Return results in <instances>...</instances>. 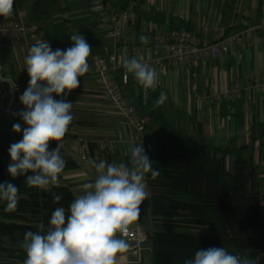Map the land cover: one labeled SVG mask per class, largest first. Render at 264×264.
Returning a JSON list of instances; mask_svg holds the SVG:
<instances>
[{"label":"crops","instance_id":"crops-1","mask_svg":"<svg viewBox=\"0 0 264 264\" xmlns=\"http://www.w3.org/2000/svg\"><path fill=\"white\" fill-rule=\"evenodd\" d=\"M83 4L79 8V15L84 16L81 26H71L72 13L75 10L73 0H14L11 17L21 12L25 21L37 23L41 38L50 43L53 51L66 50L72 45L70 36L79 33L91 45V55L115 51L118 62L121 63L125 59L133 58L129 52V44L113 41L103 13L88 0L86 8H83ZM109 4L111 8L125 10L127 18L120 21L124 32L186 25V28L210 39H219L249 25L264 22V0H113ZM54 5L60 15L56 20ZM2 19L6 18L0 17ZM31 46L33 45L17 38L0 42V75L10 78L13 84L27 83L29 76L24 61ZM145 55L149 56V53L146 52ZM156 72V88L167 96L163 104L164 116L178 130L207 144L240 148L243 155L252 157L257 174L261 212L264 214V88L255 95L228 99L216 104L202 101L206 93L220 91L237 78L247 77L264 83V27L251 30L245 47H240L226 56L203 59L196 65ZM79 79L80 86L66 97L64 94L55 97L73 103L72 122L59 142L63 144L61 155L72 162L65 165L59 183L55 186H71L74 198L82 194L85 183L94 181L97 173L91 163L93 160L127 163L130 160L128 141H141L135 139V126L126 116L101 97L94 78L84 75ZM13 84L6 82L4 88L8 94H0V130L18 142L22 139V131L26 125L15 113L24 110L19 97L26 88L17 92ZM142 88L132 75L123 89L124 96L143 124H147L146 129L155 134L158 131L156 123L147 116L137 99L136 94ZM15 123L21 125L20 133L12 131ZM79 136L96 143L89 148V158L85 161L80 160L76 153ZM141 142L144 146V139ZM233 162L234 155L226 154L225 165L229 172L232 171ZM145 183L149 196L141 205L138 221L146 228L147 234L166 230L169 227L157 220L158 216L151 212L150 189L146 177ZM173 229L205 235L213 233L204 228ZM117 235L119 238L120 234ZM128 242L131 249L134 243L130 240ZM130 249L123 255L132 259L131 264H153L152 243L148 239L143 243L139 262H134Z\"/></svg>","mask_w":264,"mask_h":264},{"label":"clouds","instance_id":"clouds-1","mask_svg":"<svg viewBox=\"0 0 264 264\" xmlns=\"http://www.w3.org/2000/svg\"><path fill=\"white\" fill-rule=\"evenodd\" d=\"M13 3L14 0H0V17L13 15ZM70 39V47L54 51L48 41L37 40L25 57L29 81L19 97L24 110L15 115L26 127L22 139L9 147L11 163L7 172L13 179L32 173L25 180L30 188L50 191V186L58 185L66 165L61 155L63 144L59 142L72 122L73 103L55 97L61 94L66 97L80 86L79 78L89 71L87 59L92 52L81 34L74 33ZM139 39L147 44L150 38L141 35ZM122 67L144 89H156L158 74L148 63L131 58L123 60ZM166 99L161 92L153 107H160ZM12 131L20 133L21 125L13 124ZM50 141L56 142L51 150ZM128 151L127 163L93 160L97 175L94 181L84 184L82 194L76 195L67 209L57 207L47 228L40 222L38 231L24 234L23 264H118L117 255L130 249V243L122 237L139 220L141 205L149 196L145 175L150 173L153 180L160 175L159 169H153V161L141 141H128ZM18 193L15 184L0 183V201L6 202L5 212L17 209ZM52 195L54 203L61 200L60 195ZM184 264H253V261L247 255L241 257L220 246L196 249L194 257Z\"/></svg>","mask_w":264,"mask_h":264},{"label":"trees","instance_id":"trees-1","mask_svg":"<svg viewBox=\"0 0 264 264\" xmlns=\"http://www.w3.org/2000/svg\"><path fill=\"white\" fill-rule=\"evenodd\" d=\"M142 89L137 99L158 130L151 134L147 124L143 126L144 148L153 169L160 172L154 180L150 173L145 175L151 212L169 227L148 233L153 264H184L196 249L220 246L232 254L247 255L253 264H264V214L252 157L243 155L240 148L207 144L178 130L164 116L163 105L153 107L160 90ZM15 142L0 130V183L15 184L20 197L13 212H5L6 202L0 201V264L23 263L24 234L38 231L40 222L47 228L52 212L60 206L67 209L74 199L71 186H52L50 191L28 187L25 180L30 172L13 179L7 168L11 163L8 150ZM87 142L89 151L96 143ZM55 147L56 142L50 141V150ZM228 153L234 155L231 172L225 165ZM53 193L61 196L58 203L53 202ZM173 227L204 228L213 233Z\"/></svg>","mask_w":264,"mask_h":264},{"label":"built area","instance_id":"built-area-1","mask_svg":"<svg viewBox=\"0 0 264 264\" xmlns=\"http://www.w3.org/2000/svg\"><path fill=\"white\" fill-rule=\"evenodd\" d=\"M89 1L103 13V17L110 27V36L113 41L129 44V52L133 58L148 63L156 71L179 69L185 65H196L203 59L226 56L240 47H245L251 30L264 27V22L258 25H249L219 39H210L184 26H174L168 29L156 27L137 32H124L120 27V21L127 18L125 10L111 8L110 4L105 3L104 0ZM141 35L150 38L147 44L140 42ZM16 38L23 39L32 45L37 40H42L38 24L25 21L21 12L15 17L0 20V42ZM146 52L149 53V56L145 55ZM87 63L89 71L85 75L94 78L101 97L126 116L129 122L135 126V139L143 141L144 124L136 114L134 107L125 98L123 90L132 74L125 73L122 63L118 62L115 51L93 54ZM6 82H9L10 85L13 84L10 78L0 75V94L2 95L8 94L4 88ZM13 86L17 92H20L27 88L28 82L13 84ZM263 88V82L247 77L237 78L220 91L206 93L202 97V101L216 104L228 99L255 95ZM76 153L80 160L85 161L89 158L88 142L83 136L78 138ZM147 236V230L141 221L130 225L127 235L123 236L134 243L130 249L134 262L140 261L143 243L147 240ZM117 259L118 264L132 263V259L123 254H118Z\"/></svg>","mask_w":264,"mask_h":264},{"label":"rangeland","instance_id":"rangeland-1","mask_svg":"<svg viewBox=\"0 0 264 264\" xmlns=\"http://www.w3.org/2000/svg\"><path fill=\"white\" fill-rule=\"evenodd\" d=\"M73 3L75 4V10L72 13V21L71 22L73 24L71 26H81L84 23V16L79 15L81 13L79 8H80L81 3L82 4L84 3L83 8H86L87 0H73ZM96 15L98 16V14H96ZM58 17H60V15H58L57 10H56V6L54 5V20H56Z\"/></svg>","mask_w":264,"mask_h":264}]
</instances>
